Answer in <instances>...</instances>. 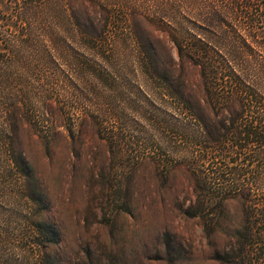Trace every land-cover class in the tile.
I'll return each mask as SVG.
<instances>
[{
    "label": "rangeland",
    "instance_id": "1",
    "mask_svg": "<svg viewBox=\"0 0 264 264\" xmlns=\"http://www.w3.org/2000/svg\"><path fill=\"white\" fill-rule=\"evenodd\" d=\"M0 25V264H215L242 208L191 214L187 109H212L168 30L240 47L253 75L264 0H0Z\"/></svg>",
    "mask_w": 264,
    "mask_h": 264
},
{
    "label": "trees",
    "instance_id": "2",
    "mask_svg": "<svg viewBox=\"0 0 264 264\" xmlns=\"http://www.w3.org/2000/svg\"><path fill=\"white\" fill-rule=\"evenodd\" d=\"M168 31L178 57L198 66L204 99L212 109L205 120L187 109V119L198 124L192 130L198 134L188 133L187 151L203 163L191 171L197 204L191 214L202 217L205 229H213L214 216L222 212L223 204L239 201L242 223L212 260L215 264H264V71L249 73L246 55L231 43L185 40L183 29ZM4 69L2 63L1 76ZM18 109L15 104L12 111L4 110L7 123ZM10 161L19 167L11 155Z\"/></svg>",
    "mask_w": 264,
    "mask_h": 264
}]
</instances>
